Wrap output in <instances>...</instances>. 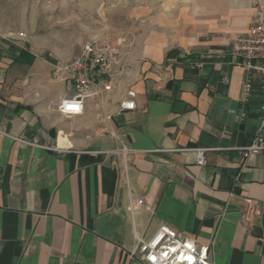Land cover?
I'll return each instance as SVG.
<instances>
[{
    "label": "crops",
    "instance_id": "0c3cea01",
    "mask_svg": "<svg viewBox=\"0 0 264 264\" xmlns=\"http://www.w3.org/2000/svg\"><path fill=\"white\" fill-rule=\"evenodd\" d=\"M259 1L131 7L114 89L95 86L80 115L57 109L72 86L54 63L0 41V264H141L137 236L163 225L210 246L214 264H264V150L245 149L263 98L257 76L244 100L232 55ZM129 89L136 108L117 115ZM246 197L262 211L253 225Z\"/></svg>",
    "mask_w": 264,
    "mask_h": 264
},
{
    "label": "built area",
    "instance_id": "2783aa9c",
    "mask_svg": "<svg viewBox=\"0 0 264 264\" xmlns=\"http://www.w3.org/2000/svg\"><path fill=\"white\" fill-rule=\"evenodd\" d=\"M124 43L112 38H99L86 42L80 53L67 62H58L52 70V78L71 84L72 92L57 105V109L67 116L83 114L86 99L93 94L95 86L111 92L115 86L114 69L122 66ZM232 55L236 64L246 70L244 78V100L247 101L255 90V78L259 77L258 88L263 102L261 123L252 143L245 149L251 152L264 150V2L257 4V14L246 32L233 39ZM136 90L129 89L120 101L117 115L136 108ZM69 104L80 106L79 111H70ZM24 142L21 138H16ZM198 164H206L205 148H196ZM119 153L129 156V149L123 146ZM145 196L136 198L128 207L132 214L139 213L145 204ZM262 211L258 202L244 198L243 221L253 225ZM141 264H214L210 259V246L199 245L196 239L178 234L169 226H161L150 238L137 236V247L131 252ZM188 257H192L189 260Z\"/></svg>",
    "mask_w": 264,
    "mask_h": 264
},
{
    "label": "rangeland",
    "instance_id": "374dc122",
    "mask_svg": "<svg viewBox=\"0 0 264 264\" xmlns=\"http://www.w3.org/2000/svg\"><path fill=\"white\" fill-rule=\"evenodd\" d=\"M146 2L0 0V41L12 52L32 50L54 64L67 62L88 41L117 40L128 23L130 8Z\"/></svg>",
    "mask_w": 264,
    "mask_h": 264
},
{
    "label": "clouds",
    "instance_id": "9594fccd",
    "mask_svg": "<svg viewBox=\"0 0 264 264\" xmlns=\"http://www.w3.org/2000/svg\"><path fill=\"white\" fill-rule=\"evenodd\" d=\"M67 108L70 111H79L80 110V106L76 105V104H69V105H67Z\"/></svg>",
    "mask_w": 264,
    "mask_h": 264
},
{
    "label": "trees",
    "instance_id": "16d2710c",
    "mask_svg": "<svg viewBox=\"0 0 264 264\" xmlns=\"http://www.w3.org/2000/svg\"><path fill=\"white\" fill-rule=\"evenodd\" d=\"M24 54H30L29 52H26L25 50H22L21 52H20V55H24ZM172 54V52L171 53H169V56ZM184 58V57H183ZM182 58H179V60H181Z\"/></svg>",
    "mask_w": 264,
    "mask_h": 264
},
{
    "label": "snow or ice",
    "instance_id": "6c2138e0",
    "mask_svg": "<svg viewBox=\"0 0 264 264\" xmlns=\"http://www.w3.org/2000/svg\"><path fill=\"white\" fill-rule=\"evenodd\" d=\"M189 260H192V257H188Z\"/></svg>",
    "mask_w": 264,
    "mask_h": 264
}]
</instances>
